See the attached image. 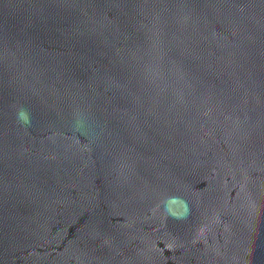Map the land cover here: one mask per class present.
<instances>
[{
    "label": "water",
    "instance_id": "obj_1",
    "mask_svg": "<svg viewBox=\"0 0 264 264\" xmlns=\"http://www.w3.org/2000/svg\"><path fill=\"white\" fill-rule=\"evenodd\" d=\"M0 264H264V0H0Z\"/></svg>",
    "mask_w": 264,
    "mask_h": 264
}]
</instances>
